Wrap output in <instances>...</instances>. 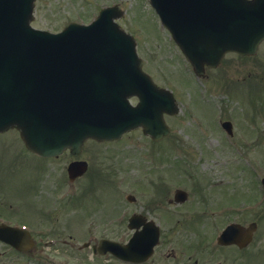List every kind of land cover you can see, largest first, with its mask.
Returning a JSON list of instances; mask_svg holds the SVG:
<instances>
[{
	"label": "water",
	"instance_id": "water-1",
	"mask_svg": "<svg viewBox=\"0 0 264 264\" xmlns=\"http://www.w3.org/2000/svg\"><path fill=\"white\" fill-rule=\"evenodd\" d=\"M149 2L197 75L227 51L253 53L264 39V0ZM33 5L0 0V132L16 128L25 145L43 156L66 147L78 151L86 138H119L137 126L153 139L168 133L163 113L177 111L173 94L143 72L134 38L115 21L121 16L117 6L101 9L89 24L71 22L53 33L30 25ZM133 95L139 100L134 106L128 100ZM223 126L230 130L228 122ZM80 164L69 165L71 176ZM262 185L264 190V178ZM175 197L186 194L178 190ZM255 227L232 223L218 240L246 245ZM157 240L155 227L133 233L124 245L101 240L99 250L141 262Z\"/></svg>",
	"mask_w": 264,
	"mask_h": 264
},
{
	"label": "rangeland",
	"instance_id": "rangeland-1",
	"mask_svg": "<svg viewBox=\"0 0 264 264\" xmlns=\"http://www.w3.org/2000/svg\"><path fill=\"white\" fill-rule=\"evenodd\" d=\"M110 3L119 4L123 11L117 22L135 37L137 52L144 61L143 69L159 86L173 92L179 110L165 119L171 133L158 143L139 129L105 143L112 151L114 172L112 202L108 208L125 205L128 193L137 199L151 197V179L157 176L164 182L171 181L175 188L186 190L188 202L174 211L177 227L173 245L175 251H185L183 260L186 261L189 247L197 241L199 232L203 233V240L212 241L228 221L225 213L209 217V213L203 211L209 210L208 207L199 203L200 196L206 204L213 200L224 204L235 201L233 204L239 205L240 213L230 217L244 224L254 218L259 224L252 246L254 252L259 251L251 259L250 255L244 261L239 259V264H264V194L260 183L264 176V68H246L252 64L257 67L258 58L264 56V47L253 58L238 57L231 62L233 67L225 62L223 68L208 70L204 78H197L192 68H183L187 62L168 30L160 24L149 0H35L31 25L59 31L71 21H91L101 6ZM231 56L234 55H227V59ZM256 82L262 87L253 86ZM224 120L231 121L232 136L222 130L220 122ZM90 144L97 143H85ZM166 146L168 148H164ZM17 150L13 155L12 151ZM21 150L22 141L17 131L10 129L0 134V182L23 181L22 174L9 179L3 172L8 162L16 160L19 154L24 157ZM153 155L159 160L154 161ZM125 162L127 166L123 171ZM167 178L169 180L165 181ZM253 201L254 209L248 204ZM196 214L201 215L198 220ZM215 264L233 263L220 260Z\"/></svg>",
	"mask_w": 264,
	"mask_h": 264
},
{
	"label": "flooded vegetation",
	"instance_id": "flooded-vegetation-1",
	"mask_svg": "<svg viewBox=\"0 0 264 264\" xmlns=\"http://www.w3.org/2000/svg\"><path fill=\"white\" fill-rule=\"evenodd\" d=\"M262 47L264 40L252 54L226 53L216 66H204L202 78L208 70L223 68L225 62L227 66H231L233 59L238 57H255ZM229 54L234 55L230 60L227 59ZM187 65L183 68H192ZM246 68H264V56L258 58L257 67L252 64ZM253 86L262 87V84L256 82ZM132 99L137 101L136 98ZM170 116L173 115L164 114L165 119ZM136 129L141 130L142 134L154 143L160 142L171 133L169 127L168 135L153 140L144 134L141 128ZM232 135L233 126L228 136ZM89 141L97 144L86 146L85 143ZM114 141L99 142L87 139L78 151L72 152L67 148L54 156L36 154L22 142L21 152L24 157L19 154L20 157L16 160L8 162L3 172L9 179L22 174L23 181L0 182V225H5L4 233H0V264H112V261L115 264H133L119 260L109 252L101 254L100 240L111 239L125 244L134 232H151L155 231V227L158 228L159 241L152 256L141 264L149 261H152V264H215L220 260H231L233 264H239V259L244 261L247 255H250L251 259L252 255L259 251L254 252L252 248L259 228L258 222L252 218L249 223L256 221L257 225L247 245L241 247L236 243L207 242L203 240V233L199 232L197 241L189 247L191 254H188L186 261L183 260L185 251H175L173 247L177 227L174 211L176 207L185 205L189 197L186 190L171 186L169 178L165 180L169 184L159 176L151 179V197L137 199L132 193H128L125 205L122 203L118 208L109 209L114 172L111 168L112 151L104 145ZM164 151L167 153V150ZM12 152L14 155L18 150ZM153 160L157 161L159 158L155 159L153 155ZM74 162L81 164L74 175L70 176L68 166ZM126 166L127 162L123 171ZM138 168L140 170V162ZM179 189L186 192L183 200L175 197ZM199 199V203H203L202 207H208L209 210L203 211L209 213V217L222 216V213H225L228 223L238 222L234 216H229L240 213L239 205L233 204L235 201L230 202L232 204H224L213 200L206 204L204 198L200 196ZM199 216L201 217L196 214L195 219L198 220Z\"/></svg>",
	"mask_w": 264,
	"mask_h": 264
}]
</instances>
